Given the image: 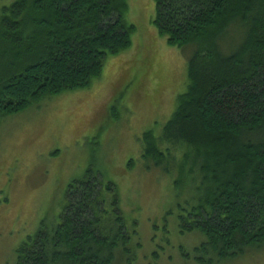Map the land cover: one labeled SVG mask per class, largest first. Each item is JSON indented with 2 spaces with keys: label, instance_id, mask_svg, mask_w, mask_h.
Listing matches in <instances>:
<instances>
[{
  "label": "trees",
  "instance_id": "obj_1",
  "mask_svg": "<svg viewBox=\"0 0 264 264\" xmlns=\"http://www.w3.org/2000/svg\"><path fill=\"white\" fill-rule=\"evenodd\" d=\"M156 6L160 35L194 54L172 118L159 137L149 131L141 139L143 159L179 171L178 191L189 186L178 211L181 230L204 241L182 252L183 264H220L264 245V0ZM128 8V0H14L3 7L0 122L101 78L106 60L132 45ZM170 157L179 163L172 160L171 169ZM95 174L69 187L59 219L28 237L16 264H134L138 248L129 244L137 223L130 238L116 186Z\"/></svg>",
  "mask_w": 264,
  "mask_h": 264
},
{
  "label": "rangeland",
  "instance_id": "obj_2",
  "mask_svg": "<svg viewBox=\"0 0 264 264\" xmlns=\"http://www.w3.org/2000/svg\"><path fill=\"white\" fill-rule=\"evenodd\" d=\"M13 2L0 0V15ZM128 5L125 21L136 27L132 45L106 60L101 78L87 89L45 97L0 122V264H16L19 247L41 224L50 228L59 219L69 187L91 170L116 186L130 238L137 223L129 244L138 248L134 264H183L182 252H193L204 241L199 232L181 230L186 226L178 211L190 199L189 186L178 191L179 171L145 161L141 143L149 131L159 137L175 113L194 52L173 47L160 35L156 0H128ZM229 38L238 40L233 32ZM172 160L165 166L173 168ZM220 264H264V245Z\"/></svg>",
  "mask_w": 264,
  "mask_h": 264
}]
</instances>
